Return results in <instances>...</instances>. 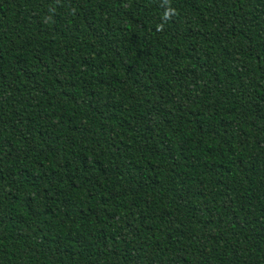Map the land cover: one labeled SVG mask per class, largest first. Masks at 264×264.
<instances>
[{
	"label": "trees",
	"instance_id": "obj_1",
	"mask_svg": "<svg viewBox=\"0 0 264 264\" xmlns=\"http://www.w3.org/2000/svg\"><path fill=\"white\" fill-rule=\"evenodd\" d=\"M0 264H264V0H0Z\"/></svg>",
	"mask_w": 264,
	"mask_h": 264
}]
</instances>
